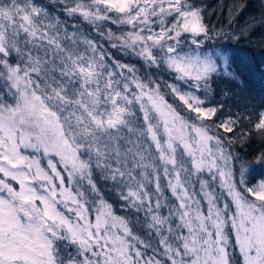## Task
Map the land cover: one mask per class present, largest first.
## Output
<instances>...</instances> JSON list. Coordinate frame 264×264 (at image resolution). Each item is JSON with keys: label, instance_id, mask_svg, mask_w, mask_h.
Segmentation results:
<instances>
[{"label": "snow or ice", "instance_id": "6c2138e0", "mask_svg": "<svg viewBox=\"0 0 264 264\" xmlns=\"http://www.w3.org/2000/svg\"><path fill=\"white\" fill-rule=\"evenodd\" d=\"M56 3L64 19L38 0H0V264H234L230 248L235 264H264V179L249 182L230 151L237 132L251 135L245 119L264 135V111L255 123L239 110L217 123L228 88L219 103L199 94L240 79L228 48L252 42L256 19L239 30L230 19L225 31L204 22L196 0ZM212 40L219 46L205 50ZM97 178L128 216L113 212Z\"/></svg>", "mask_w": 264, "mask_h": 264}, {"label": "trees", "instance_id": "16d2710c", "mask_svg": "<svg viewBox=\"0 0 264 264\" xmlns=\"http://www.w3.org/2000/svg\"><path fill=\"white\" fill-rule=\"evenodd\" d=\"M38 2L49 7L53 15H60L62 19H64L61 7L57 5L56 0H38ZM196 3L204 8V22L215 29H224L228 31L230 19L233 20L231 24L232 30H239L252 18H255L259 25L249 38L252 41L251 43L248 40H242L239 44L235 46L230 45L228 48V51L235 61L232 64V68L233 70H238L240 79L232 85H226L218 81L215 85V93L211 96L206 97L203 92L199 93L202 98H205L211 103H219L224 99L222 91L228 88L230 96L225 103L224 110L215 118L216 122L218 123L228 115L236 113L237 110H239L244 113L246 117L250 116L252 123H255L258 114L264 111V44L260 43L261 38L264 37V24L259 23L262 15H264L263 1L196 0ZM241 8L243 9L242 11ZM66 22L71 24L74 21L67 20ZM75 22L78 24L82 33L90 35L97 43L102 44L105 50L116 60H119L121 63L134 65L142 77L152 75V72L143 65V61L138 57L134 55H125L123 52L111 48L109 42L101 39L92 30L90 25L80 21ZM108 28H111L117 35H119L122 30H128V26H123L122 28L121 26L111 23L105 25V30ZM224 43L223 40L219 41V44ZM218 46L215 40L207 41L205 43V50H214ZM192 47L195 48L196 46L192 45ZM169 77L171 76L167 73H164L163 76L158 72L155 73V78L167 80L170 83ZM164 91L168 93L169 90L164 88ZM166 99L178 107H183L180 101L175 99L171 94L166 95ZM241 130L251 132V135L241 136L240 133L237 132L230 145V150L236 157H239L236 162L239 164L243 162L249 166L247 176L249 182L264 179V164L255 163L257 157L261 153H264V135L257 133L247 119L242 123ZM227 135L231 137V134ZM97 183L103 199L112 205L114 211L120 216H128L130 214L129 210L124 206L125 202L119 198L118 190L113 189L111 182H105L97 178ZM166 194L169 195L170 192L167 191ZM91 195L90 193V196ZM92 198L95 199L94 196ZM89 204H91V202H89ZM140 215L142 217L143 214L141 213ZM132 219L136 228H144L141 223L136 221L134 214L132 215ZM233 260L235 262L237 259Z\"/></svg>", "mask_w": 264, "mask_h": 264}, {"label": "rangeland", "instance_id": "374dc122", "mask_svg": "<svg viewBox=\"0 0 264 264\" xmlns=\"http://www.w3.org/2000/svg\"><path fill=\"white\" fill-rule=\"evenodd\" d=\"M263 1V4H264V0H262ZM186 46V45H185ZM187 47V46H186ZM169 79H170V83H173V82H175L171 77H169ZM170 103V102H169ZM173 104V103H172ZM176 106V105H175ZM181 106H183V105H181ZM178 107V106H177ZM180 110H181V112L182 113H187V109H185L184 107H178ZM194 115V114H193ZM231 151V150H230ZM28 152H31V150H28ZM231 153H232V155L233 156H235V154L231 151ZM42 165L44 166V167H46V165H47V161L46 160H44L43 162H42ZM240 165L241 164H239L238 162H236V167L237 168H239L240 167ZM205 176H207V173H205ZM14 183V182H13ZM165 184H166V182H164ZM18 187V186H17ZM167 189V187L165 186V189H164V195L165 196H167L168 197V199H169V201L170 202H172V201H174V197H172V195H171V193L169 194V195H167L166 194V192L168 191V189ZM197 190H198V188H197ZM217 191H219V188H218V186H217ZM102 195V194H101ZM107 202V201H106ZM108 203V202H107ZM222 203H223V200H222ZM89 207L90 208H93V205L92 204H89ZM206 205H204V210L206 211ZM112 210H113V212L116 214V215H118L115 211H114V208L112 207ZM165 211V213H166V209L164 210ZM118 216H120V215H118ZM94 217H95V211L93 210V213H92V219H94ZM136 231H137V233L139 234V235H141L142 237H145V238H147L146 237V231H145V229L144 228H136ZM154 242V241H153ZM154 244V246H155V242L153 243ZM229 251H230V253H233V259H238L239 258V253H238V251H236V252H233V249L232 248H230L229 249ZM234 261V260H233ZM234 264H235V262H234Z\"/></svg>", "mask_w": 264, "mask_h": 264}]
</instances>
